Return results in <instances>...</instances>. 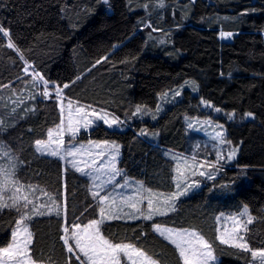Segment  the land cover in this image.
Wrapping results in <instances>:
<instances>
[{
  "label": "trees",
  "instance_id": "1",
  "mask_svg": "<svg viewBox=\"0 0 264 264\" xmlns=\"http://www.w3.org/2000/svg\"><path fill=\"white\" fill-rule=\"evenodd\" d=\"M169 1L0 0V28L8 32H0V144L14 158L22 185L65 205V217L29 221L34 262L79 264L60 237L64 226L96 219L98 206L86 177L36 151V141L60 123V111L57 98L41 94L26 67L65 99L128 122L127 130L98 126L89 137L119 144L121 169L154 191L175 188L167 152L189 154L185 117L203 116L201 101L219 108L214 120L224 124L237 148L231 166L180 199L171 214L110 221L101 234L132 244L158 264H182L152 225L193 229L212 244L218 264H258L250 252L217 241L215 217L246 206L253 222L245 240L250 249H264V0ZM144 4L156 5L155 18L143 11ZM219 30L232 40L220 41ZM177 90L180 101L157 119L133 114L137 106L154 109L161 95ZM246 113L252 116L240 122ZM21 214L0 211V247L10 242Z\"/></svg>",
  "mask_w": 264,
  "mask_h": 264
},
{
  "label": "snow or ice",
  "instance_id": "2",
  "mask_svg": "<svg viewBox=\"0 0 264 264\" xmlns=\"http://www.w3.org/2000/svg\"><path fill=\"white\" fill-rule=\"evenodd\" d=\"M107 3V0H105ZM162 6V5H161ZM0 32H3L5 36H8V32L3 28H0ZM222 36L231 35L230 33H222ZM8 47L12 48L14 45L9 42ZM47 83V82H45ZM67 87V85H65ZM45 97L49 96L47 88L43 93ZM57 97L61 96L60 90H57ZM179 95V93H177ZM207 104L206 101H201ZM211 107V105H208ZM68 107L71 109L72 102H69ZM63 105L61 106V111L63 112ZM220 111L219 108L215 109ZM77 113H83L80 120L73 121L72 113L69 112L67 131L72 134L73 138L79 131V124L81 120L84 121L85 127L92 123L91 120L87 119L89 113L84 112V109L77 107L75 109ZM94 111V110H93ZM142 108L137 106L134 115L140 113ZM234 114H229L231 119ZM246 116H252L251 113H246ZM98 119H103L109 127L113 124L119 123L115 118L109 120L107 118V113H104L97 117ZM155 118V117H153ZM191 126V125H190ZM222 127V126H219ZM65 131L63 120L61 125L57 129H50L48 131V141L37 140L36 148L41 154H47L51 156H58L59 159L65 160L66 157H76L78 154L85 153L89 156L92 155V148L100 149L96 155L100 157L108 156V161L99 165V167L94 168L93 171L99 172L101 168H106L111 175L108 176L107 180H101L99 185L96 187L99 189L92 193L93 198H99V203L104 204L105 201L109 199V195L100 196V192L105 191V185L110 184L115 176L121 175V171L116 168V158L119 155V145L112 143L109 144L104 141L103 144L99 142L90 141V148L85 149V146L81 145L79 148L74 150H68L63 152L60 147L52 148L50 145L52 143H57L58 145H63L64 140L62 139L63 133ZM143 135V131L141 132ZM61 137L59 140L54 141V137ZM223 132H217L215 138L222 143H230V141L224 140ZM236 155V149L229 153L228 159L231 160ZM217 161L223 159L224 157L217 152ZM176 160V166L174 171L177 173L176 188L178 191L172 193L157 192L150 188L144 186L142 182L138 184L136 188V193L138 199H133L132 197H122L124 203L128 204L129 207L135 210V214L125 213L129 219H143L151 220L154 215H167L168 212L175 210L174 201L179 198V196L184 195L187 192V188L181 189V183L185 175V171L190 167H196L195 158L190 162L187 158L183 159L181 163L180 157H173ZM72 166L76 171L80 172L82 175L91 176V173L86 172L85 168H93V165L97 164L96 159L89 161H81L73 159L70 161ZM83 164L84 167H80ZM214 165L209 164V167ZM198 167H204V163L201 162ZM196 173L193 172V175ZM199 175H205L204 172H200ZM211 178V176H209ZM99 179V177H93V180ZM121 185V187H125ZM14 189V191H12ZM24 186L20 184L19 180L16 178V165L14 163V158L11 156L10 151L2 144H0V210L5 208L15 209L20 211L21 198L24 201L23 207H27L28 204L33 203V201L28 199L27 195L23 194ZM5 193H11L10 195H5ZM146 193V195H144ZM51 199V197H50ZM114 200V198H113ZM144 200L147 201V212H144L138 207V204L142 203ZM11 201V202H9ZM55 204V200L52 201ZM33 211H36V205L33 203ZM51 213L52 209H48ZM247 208L241 213V216L247 215ZM38 215H44V212H36ZM59 215V211L56 212ZM100 220L93 219L90 223L86 225H74V229L71 235H68L69 228L65 227V235L61 236L60 239L64 241V245L69 253L76 256L79 264H122V257L126 258L129 264H158L153 257L149 256L143 250L133 246L132 244L126 243H113L101 234L100 225L107 219H120L123 218L118 215H114L112 211L106 212L105 207L100 208ZM31 217L24 213L21 215L20 219L16 221L17 227L12 232V242L6 247H0V264H35L29 255L30 245L32 244V233L29 232L27 225L23 224L24 220L30 219ZM219 220V217L217 218ZM233 221V226L231 229L224 228L223 231L217 229L218 235L216 239L220 244H227L230 247L241 249L245 252H250L253 261H258V264H264V249L253 250L249 248L248 243L245 241L244 237L239 233L241 231H248L245 224L238 221L235 217H229ZM253 218L248 217L247 224H251ZM153 230L157 232L161 237H163L168 243L173 245L179 256L181 258L182 264H208L209 259H214L213 257V246L212 244L203 237L199 232L189 229H174L162 227L160 224H153ZM73 241L75 248H73L69 241ZM77 251L79 254H77ZM83 256V259H81Z\"/></svg>",
  "mask_w": 264,
  "mask_h": 264
},
{
  "label": "rangeland",
  "instance_id": "3",
  "mask_svg": "<svg viewBox=\"0 0 264 264\" xmlns=\"http://www.w3.org/2000/svg\"><path fill=\"white\" fill-rule=\"evenodd\" d=\"M194 1L195 0H190V2H192V3ZM169 3H170V5H173L175 2L173 0H170ZM157 4H160V6L161 5L165 6V3H161V0L160 1L157 0ZM153 6L151 4H149V5L144 4L143 11L146 12L147 16H151V17L155 18L156 14H155L154 8L156 7V5H153ZM150 22L151 21H149L147 23L148 26H150ZM153 33L159 34V32L156 31L154 28H153ZM221 34H222L221 30H219L218 38L220 39V41H231L232 40V34L228 35V36H222ZM225 34H228V33H225ZM25 71L27 74L32 75L31 77H33L37 86L42 90L41 94H43L45 91V88H47V90L49 92V96H54L58 100V108L60 111V123L52 129H57V127L61 125V122L63 120V125L65 128V131L63 133L62 139L64 140V144L58 145L57 143L54 142L50 145V147H52V148L60 147L63 152H66L70 149L74 150L75 148H79L81 145L85 146V149H88L91 147V145L89 144L90 141L99 142L101 144H103V142L105 141V140L90 139L89 134L94 128H96L98 126H103L106 129L117 130V131H124V130H127L129 128L128 122L124 121L123 119L118 118L117 116H115L114 114H112L106 110H102V109H98V108H95L92 106H88V105H84L81 103L69 101V100L65 99V97L62 96V94L60 97H57L56 93H57V90H59V89L48 87L47 84H45L38 76L33 74V72L31 71V69L29 67H26ZM173 93H175V94H173ZM177 93H179V90L173 91V92H167L164 95H161L158 98V103L154 109L142 108V111L140 113H137L136 116L141 117L142 120L151 119V118L153 120L157 119L168 108V106L176 104L180 101L181 94L179 93V95H177ZM69 102H72L71 109L68 107ZM62 105H63V109H64L63 112L61 111ZM77 107H81L84 109V112L89 113V115L87 116V119L91 120L92 123L89 124L87 127H85L84 121L81 120V122L79 124V131L76 133L75 137L73 138L72 134L67 131V123H68V116H69L70 111L72 113V118H73L74 122L76 120H80V117H81V115H83V113H77L75 111V109ZM200 107H201L202 111H204L203 116H201V117H185L186 132L188 135L187 138H188L189 146L191 147V148L189 147L190 148L189 154L167 152V156L172 157V159H173V157H180L181 163L183 162L184 158H187L190 162L192 161L193 158H195V163L197 165L196 167H190L185 171L183 182L181 183V189L187 188V192L184 195L179 196V198L174 201L175 208H176L177 202L180 199L186 198V197L192 195L193 193H195L196 191H198L200 188H202L204 180L206 181V180L215 179L222 172V170L224 168L231 166V164L234 162V160L237 157V148H235L231 143H222L218 139L215 138L217 132H223L224 140L228 141L226 138V130H225L224 124L214 120V118H217L218 116H220L221 113L216 111L212 107H209L208 104H205L202 102L200 104ZM104 113H107V118L109 120H112L113 118H115L117 121H119V123H115L112 125V127H109L108 124H106L103 119L97 118L98 116H100ZM226 116L229 118V115H226ZM153 117H155V118H153ZM248 119H249V116H245L242 118V120L240 122L246 121ZM219 126H222V127H219ZM60 138L61 137L55 136L53 139L55 141V140H59ZM48 140H49V137L47 134L46 139L43 141H48ZM107 142L109 144L115 143L112 141H107ZM115 144H117V143H115ZM117 145H119V144H117ZM35 148H36V145H35ZM233 148L236 149V155L233 159L229 160L227 157H228L229 153L233 150ZM99 150L100 149L92 148V155L91 156L87 155L85 152L82 154H78L76 157H66L65 160H61V159H59L58 156L41 154V152L37 151V148H36V151L40 155L57 158L61 161L64 168H70L73 170H75V168L70 163V161H72L73 159L81 160V161H89V162L92 159H96L97 164L93 165V168H85V171L91 173V176L82 175L80 172L75 170L80 175L86 177L89 180L91 195L93 192L99 190L96 187V185H99L101 183V180H107L108 176L111 175V173H109L106 168H101L99 172L93 171L94 168H97V167H99L100 164L108 161L107 155L104 157H100V156L96 155V153ZM217 152H219L224 158L217 161V156H216ZM120 160H121V147L119 145V155L116 158L115 164H116V168L121 171V175L115 176L110 184L105 185V191L100 192V196L109 195V193H110L109 199L107 201H105L103 205H101L99 203V198H96V199L93 198V200L95 201V204L98 206V209L96 211V215H97L96 220L101 219V216H100V208L101 207H105L106 212L109 211V209H110L114 215H118V216H121L123 218L105 220L100 225V230H101V227L104 223L114 221V220H119V221H124V222L143 220L142 218L141 219H129L126 216H124L125 213L135 214V210L133 208L129 207L128 204L124 203V201L122 200V197H132L134 200L138 199V196H137V193L135 190L138 187V184L140 183V181L134 180V179H132L126 175V172L123 169H121V167L119 166ZM173 161H174L173 180H174V187L175 188L172 192H176V191H178V189L176 188V180H175L177 173L174 171L175 166H176V160L173 159ZM201 162L204 163V167H198V165ZM14 163H15V160H14ZM209 164H212L214 166L209 167ZM80 167H84V165L81 164ZM193 172H195L196 174L193 175ZM200 172H204L205 175H203V176L199 175ZM209 176H211V178H209ZM93 177H99V179H95V181H94ZM125 181H127V185L125 187H121V185H125ZM23 186H24L23 194L27 195L28 199L33 201V203L36 205V211H33V203L28 204L27 207L25 208L22 206L24 204L23 199L21 198V200H20V204H21L20 209L22 210V214L27 213L31 217L30 219L23 221V224L27 225L28 230H29V221L32 220V218L57 215L56 214L57 210L59 211V215H63L65 217V205H64L63 200L58 202L57 200L54 199L53 195L46 193V192H44V191H42V190H40L34 186H25V185H23ZM12 191H14V189ZM157 192H160V191H157ZM172 192H168V193H172ZM163 193H166V192H163ZM10 194L11 193H5V195H10ZM144 195H146V193ZM50 197H51V199H50ZM92 197H93V195H92ZM113 198H114V200H113ZM53 200H55V202H56L55 204L52 203ZM9 202H11V201H9ZM138 207L141 208L144 212H147V201L144 200L142 203L138 204ZM49 208L52 209L51 213H49V211H48ZM245 208H247V207L243 206L238 212H228V213L224 212V213L218 214L215 217L216 237L218 235L217 229H220L221 231H223L224 228H228V229L232 228L233 221L231 219H229V217H235L238 221L245 224L247 229H248L250 224H247V220H248V217L251 216L248 208H247V210H248L247 215L241 216V213L244 211ZM36 212H44L45 214L44 215H38V214H36ZM172 212L173 211L168 212L167 215L171 214ZM163 216H166V215H154L151 220L158 218V217H163ZM218 217H219V220L217 219ZM145 221H150V220H145ZM90 222L91 221L87 222L86 224H88ZM77 224L78 223L72 224L68 227L64 226L63 236L65 235V232H64L65 227L69 228L68 235H71V232L73 230H75L74 225H77ZM86 224H83V225H86ZM79 225L83 226L82 224H79ZM161 226L167 227L164 225H161ZM16 227H17V224L15 225L13 230ZM167 228H172V227H167ZM174 229H176V228H174ZM13 230H12V232H13ZM189 230H193V229H189ZM12 232H11L10 242L8 244H10L12 242ZM154 233L159 235L155 231H154ZM245 233H246L245 231H241L239 234L242 235L245 239ZM69 243L73 248H75L73 241L70 240ZM126 244H128V243H126ZM224 245H227V244H224ZM6 246H4V247H6ZM77 254H79L78 251H77ZM29 255H30V252H29ZM213 257H214V259H209L208 264H218L219 263V259L216 257L214 250H213ZM81 259H83V256H81ZM253 262L258 263V261H253ZM35 264H45V263L35 262ZM122 264H129V262L127 261L126 258L122 257Z\"/></svg>",
  "mask_w": 264,
  "mask_h": 264
}]
</instances>
